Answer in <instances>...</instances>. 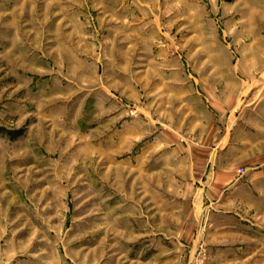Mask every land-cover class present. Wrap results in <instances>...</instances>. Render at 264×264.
<instances>
[{"label":"rangeland","instance_id":"1","mask_svg":"<svg viewBox=\"0 0 264 264\" xmlns=\"http://www.w3.org/2000/svg\"><path fill=\"white\" fill-rule=\"evenodd\" d=\"M0 264H264V0H0Z\"/></svg>","mask_w":264,"mask_h":264},{"label":"crops","instance_id":"2","mask_svg":"<svg viewBox=\"0 0 264 264\" xmlns=\"http://www.w3.org/2000/svg\"><path fill=\"white\" fill-rule=\"evenodd\" d=\"M234 136H237L236 132L234 133ZM233 145H236V144L233 143ZM224 173L225 174L223 176L225 178H223V181H220V182L219 181H213L211 183V185H209V184L207 185V187H209V188H217L220 191V193H219L220 196L221 195L223 196L227 193H230L231 191L236 190L237 188H241L244 185L249 184L248 182L236 181L235 179L233 180V178H232L233 171H231V170H224ZM216 203H219V201Z\"/></svg>","mask_w":264,"mask_h":264}]
</instances>
